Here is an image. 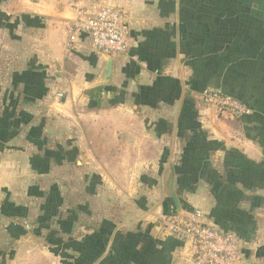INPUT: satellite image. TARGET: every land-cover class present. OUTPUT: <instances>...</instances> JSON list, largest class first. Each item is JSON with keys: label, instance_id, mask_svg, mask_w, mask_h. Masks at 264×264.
<instances>
[{"label": "crops", "instance_id": "obj_1", "mask_svg": "<svg viewBox=\"0 0 264 264\" xmlns=\"http://www.w3.org/2000/svg\"><path fill=\"white\" fill-rule=\"evenodd\" d=\"M168 1H0V228L16 245L28 240L10 252L11 260L34 239L24 235L23 230L29 232L36 226L25 221L28 218L21 216L20 206H29L36 194V180L45 177L36 160L41 143L42 148L64 145L81 152L77 165L84 166L92 179L112 180L123 174L138 189L157 196L148 208L139 210L137 221L119 226L128 229L127 233L145 234L144 248L149 241L158 242L159 264H192L188 245L175 241L163 223L170 216L186 215L185 201L208 215L203 218L205 223L240 237L243 264H264V214L262 219L255 218L260 228L244 217L246 211L264 213V28L258 25L257 13L254 17L247 12L230 15L225 23L234 20L237 28H221L218 64L204 55L200 65L193 52L200 45L205 49L209 35L196 27L195 14L183 3L176 0V7L170 8ZM108 5L129 14L128 52L114 57L94 53L84 35L68 49L75 9L94 12ZM110 58L113 69L107 78ZM212 66L219 69L216 80L211 77ZM177 79L182 92L174 87L167 91L166 85ZM186 83L192 88L217 87L251 112L235 122L224 118L227 124L221 129L219 121L205 120L203 147L210 156L188 160L186 166H197L178 171L184 162H179L177 153L191 148L196 131L195 111L188 106L193 104L189 95L193 99L194 94ZM212 149L217 156H212ZM215 169L218 173L213 174ZM172 176L179 213L173 199L165 196L167 192L171 196ZM184 178L197 180L190 188H180L177 180ZM219 179L223 186L215 211L217 202L209 182ZM127 241L130 238L122 242L113 238L108 243L126 245ZM107 254L109 264H121L126 258L121 256L126 253L110 247ZM137 254L128 257L132 264H143L155 256Z\"/></svg>", "mask_w": 264, "mask_h": 264}, {"label": "rangeland", "instance_id": "obj_2", "mask_svg": "<svg viewBox=\"0 0 264 264\" xmlns=\"http://www.w3.org/2000/svg\"><path fill=\"white\" fill-rule=\"evenodd\" d=\"M225 1H227V4L224 3ZM168 2H170V8L173 6L176 7V0H169ZM178 2L183 3L185 9L195 14L197 18L196 27L204 29L209 35L207 40L204 41H208L205 49L204 46L200 45L193 52L195 61L200 65L204 55H206V57L212 56L213 65L218 64L220 46L219 33L221 28L225 26L230 30L237 28V24L234 20L228 21L227 24L225 23L226 18L236 14L237 10H235V5H238L237 7L240 11L245 10L249 13V16L254 17L253 14L257 13L259 16L255 17L260 20L258 25L264 28V0H179ZM204 25H206V27H204ZM182 52L185 56L189 54L186 47H184V51ZM212 70V80L218 79L219 69L212 66ZM191 79L197 80L194 75ZM181 83V80L177 79L174 81V84H167V91L170 92L176 88L177 91L182 92L183 86ZM186 85L189 86V83H186ZM204 87L206 88L199 91ZM206 89L222 92L219 88L214 86L202 87V85H199L196 88L190 87L189 93L192 92L194 98L192 99L190 97L191 95H189V100L192 101L193 104L187 105L191 106L195 111L194 120L196 131L193 137L194 144L190 146L191 148H185L180 153H177L178 157L180 156L179 162L181 160L184 162V166H182V163L178 166V171L197 166L194 164L192 166H186L189 162L188 160H190V163L192 160L197 162L202 161L204 157L210 156L209 150L204 148L203 141L206 135L202 128L203 124L207 123L205 120H210L212 124H217L219 121V129H221L222 124H227V120L225 119L230 118L229 120L232 122L237 120V118H232V116L228 114H219L215 105L205 102L201 93ZM226 95L246 106L234 96L230 94ZM169 104H171V101H169ZM187 105L186 103L184 104L183 110ZM40 147L41 143H39L38 152L36 153V160L38 162H40L39 160L42 161V165L37 164V166L39 165V171H41V174L45 175V177L42 178V180H36V194L35 197L29 201V206H20L22 210L21 216L28 218V220L26 219L25 221L29 223V225L36 226L29 232L23 230L25 236H32L34 238L33 242L21 253L16 252L15 258L11 260L8 257L10 252L12 250L15 251L17 247H22L23 244L28 243V240H23L16 245L15 242L7 240L6 233L8 232L4 233L3 229L0 228V264H109L107 254L109 247L117 253H126L121 255H126L124 260L126 264H132L133 260L131 262L128 257L133 259L135 255H138V252L143 257L152 253L155 254L150 261L144 262L143 264H159L157 258V251L160 249L158 242L149 241L147 250V248H144L145 240L143 238L145 234L131 231L127 233L128 229L119 226V224L125 221H137L140 218L139 210L148 208L147 206L150 202L154 201L157 196L153 194L148 195L149 192L146 193V189L143 190L142 187L138 189V187L134 186L135 181L125 178L123 174L117 175V177L112 180L101 177L97 180L94 178L92 179V174L86 171L87 169L84 166L77 165V156L81 153L78 150L65 147L64 145H56L53 148L49 147L42 149ZM211 151L212 156H217V151L215 149ZM46 152H49V154ZM215 160H218V158L213 159V161ZM212 173H218V170L215 169ZM47 174H50V176ZM212 179L214 178L209 179L208 177L207 180ZM196 180V178H194V180L184 178L178 179L177 183L180 188L181 186L190 188V185L193 184V182L196 183ZM209 183H213L211 189L217 202L213 210L216 211L220 207L219 195L221 194L223 181L219 179ZM166 191L167 188L165 187V192ZM178 192L181 193L185 191L181 190ZM95 194L98 195V198L97 196L94 197ZM166 194V199L170 198L171 200L172 198L168 195V192ZM182 199L184 200L183 195ZM185 206L187 211L184 216L190 214L191 209L199 210L203 214L204 219L208 216L202 209L189 206L186 201ZM28 214L29 217H27ZM255 214L256 213L251 211H246L244 212V217H249L251 220L253 219L254 224L260 228L261 224H258L257 219H262L261 215L264 213L260 212L259 215ZM256 217L257 219L255 220ZM177 218L179 217L174 215L164 220L165 231L167 229L166 225ZM249 218L247 219L248 221ZM75 222L77 223L76 225L74 224ZM79 238H82V240H77ZM113 238L120 242L124 241V238H130V241H127L126 245L118 243L115 246L114 244L110 246L108 241ZM142 241H144L143 244ZM137 243H139L140 248ZM190 257L192 264H196V259L192 251ZM111 264H114V262L112 261ZM135 264L139 263L136 262Z\"/></svg>", "mask_w": 264, "mask_h": 264}, {"label": "built area", "instance_id": "obj_3", "mask_svg": "<svg viewBox=\"0 0 264 264\" xmlns=\"http://www.w3.org/2000/svg\"><path fill=\"white\" fill-rule=\"evenodd\" d=\"M129 20V14L119 7L103 6L94 12L76 8L69 24L67 48L72 50L77 37L84 35L94 53L125 55L130 47ZM201 95L221 115L242 118L250 114L248 107L220 91L206 89ZM166 228L175 241L189 246L196 264H243L240 237L205 223L199 210L171 221Z\"/></svg>", "mask_w": 264, "mask_h": 264}, {"label": "water", "instance_id": "obj_4", "mask_svg": "<svg viewBox=\"0 0 264 264\" xmlns=\"http://www.w3.org/2000/svg\"><path fill=\"white\" fill-rule=\"evenodd\" d=\"M112 69H113V60L110 58V60L108 62V68H107V75H106L107 78L111 77ZM168 187H169V191H170V194L172 196L174 205L176 207V210L179 213L181 211V205H180L179 199H178V197L175 194L174 189H173V176L169 180Z\"/></svg>", "mask_w": 264, "mask_h": 264}, {"label": "trees", "instance_id": "obj_5", "mask_svg": "<svg viewBox=\"0 0 264 264\" xmlns=\"http://www.w3.org/2000/svg\"><path fill=\"white\" fill-rule=\"evenodd\" d=\"M240 1H242V0H240ZM244 1V0H243ZM232 2V1H231ZM225 4H227V1H225L224 2ZM232 4V3H231ZM238 6V5H237ZM236 5H235V7H236V9L235 10H237L236 11V14L237 13H240V12H246L245 10H243V11H240L239 9H238V7H237ZM98 91H101V89H98ZM91 100H94V98H91ZM100 106V102H99V100L97 101L96 100V107L95 108H98ZM41 149H42V146H41ZM47 154H49V152H46ZM44 157H46V156H44ZM40 162H39V164H41L42 165V161L41 160H39ZM44 164V163H43ZM204 177V176H203ZM191 180H194V178H190ZM106 244V243H105ZM121 264H123L124 263V261H123V259H121Z\"/></svg>", "mask_w": 264, "mask_h": 264}]
</instances>
